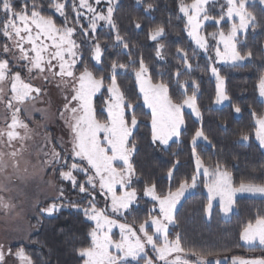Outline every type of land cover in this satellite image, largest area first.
I'll return each mask as SVG.
<instances>
[{
	"label": "snow or ice",
	"instance_id": "snow-or-ice-1",
	"mask_svg": "<svg viewBox=\"0 0 264 264\" xmlns=\"http://www.w3.org/2000/svg\"><path fill=\"white\" fill-rule=\"evenodd\" d=\"M136 3L142 5L143 0ZM102 4L104 7H98ZM257 5L262 17L249 10ZM117 7L118 0H0V106L4 109L0 112V193L15 190L26 195L29 182L36 176L30 169L39 166L41 179L50 169L52 179L44 183L55 189L58 196L50 206L39 211L52 215L64 207L55 202L64 197L62 182H70L82 197L80 201H69V205L87 221L94 222L87 233L88 246L75 249L82 264H157L158 261L163 264H226L228 257H221L218 252L185 248L179 233L170 239L169 225L176 223L177 205L188 190L197 187L201 174L206 177L204 187L208 192L203 211L209 216L217 198L219 210L225 216L232 212L238 193L264 199V183L242 180L237 185L227 166L220 161L214 166H205L197 153V141H208L202 128L196 129L190 141L195 170L190 177L179 179L174 189L170 183L166 192H160L155 181L145 180L143 174L137 172L133 157L138 151L135 134L143 123L140 108L150 110L144 115L150 120L151 143L167 151L174 138V142H180L185 106L202 119L197 104L199 84L195 80L190 84L182 83L180 67L174 75L178 89H183L182 99L174 100L170 95L171 80L154 83L143 57L138 61L132 59L129 42L121 35L114 16ZM217 8L219 11L214 12ZM153 9L151 3L144 6L145 13L150 14ZM179 13L182 16L177 19L185 20L183 30L199 49L207 52L209 40L216 42V60L236 67L254 58L251 49L242 51L238 44L246 47L249 29L255 31L261 25L264 0H192L191 3L180 0ZM85 20L87 26L83 23ZM207 22H212L217 30L204 35L202 30ZM131 23L136 29L142 27L138 20ZM104 25L110 33H115L111 44H102L97 36L98 27ZM167 26H171V17ZM167 35L164 23L156 24L147 33L148 39L156 42L155 55L161 60L165 58L162 51L165 44L160 41ZM108 48L128 50V62L113 60L103 64ZM259 51L260 58L264 59V46ZM176 53L181 66L190 73L193 65L188 52L177 47ZM209 60L212 61L211 56ZM207 70L216 80L215 103L229 101L220 70L212 64ZM122 74H134L138 94L121 89L118 77ZM49 85L60 93L57 118L67 130V139L61 136L55 143L50 133L38 131L46 125L32 128L22 118V113L29 116L32 111H45L37 108V103L51 106ZM188 87H192V95H187ZM101 89L107 96L97 108L94 98ZM258 91L262 98L260 103L264 105V71L259 75ZM233 108L235 113L242 111L239 105ZM252 116L255 137L264 148V113L253 111ZM249 139L248 133L240 134L241 141ZM178 164L177 160L166 172L170 182L175 179L174 169ZM57 174L60 185L55 183ZM137 185L141 187L138 189ZM98 195L104 198L103 206L98 205ZM143 197H150L155 203L136 227V221L126 222L127 216L136 210L135 206ZM15 200V197L0 194V213L5 218L21 214ZM121 218L125 222H120ZM114 228L119 229L118 235L113 232ZM239 240L252 251L257 247L264 249V213L258 212L254 219L247 221ZM149 248L154 255L149 254ZM9 258L13 264H35L24 247L12 252L11 248L5 250L0 244V264H9ZM231 264H264V257L233 255Z\"/></svg>",
	"mask_w": 264,
	"mask_h": 264
},
{
	"label": "trees",
	"instance_id": "trees-1",
	"mask_svg": "<svg viewBox=\"0 0 264 264\" xmlns=\"http://www.w3.org/2000/svg\"><path fill=\"white\" fill-rule=\"evenodd\" d=\"M185 2L191 3L192 0H185ZM148 3L154 5L150 14L144 11V6ZM179 3L180 0H143L142 5H137L136 0H118V7L114 13L121 35L129 42L132 59L138 61L141 56L143 57L154 83L171 80L170 95L174 100L183 98L181 96L183 89H178L175 82L174 73L177 67H180L183 73L180 77L182 83L188 81L190 84L192 80H195L199 84L197 104L202 113V119H196L191 112L184 110L185 126L180 142H171L167 151L151 143L150 120L144 115L149 113V110L146 107L140 108V119L143 123L135 134L138 151L133 157L137 172L143 174V179L155 181L160 192H166L170 183L174 189L179 179L185 176L190 177L195 170L190 141L196 129L202 128L208 141H197V153L205 166H214L216 161H220L227 166L233 183L237 185L242 180L264 183V150L255 140L256 125L252 116L253 111L264 113V105L260 103L258 91L259 75L264 71V59L260 58L259 51L264 46V18L255 31L249 29L246 47L243 43L238 44V48L242 51L251 49L254 58L236 67L232 64L218 67L230 97L228 105L218 108L214 107L216 80L210 70H207L212 61L195 46L191 38L187 36V32L183 30L185 20L177 19L178 16H182V13H179ZM259 8L260 6L257 5L249 10L258 17H262ZM213 11L218 12L219 9ZM169 17H171L170 27L167 26ZM134 19L141 23L140 29H136L131 23ZM57 22L60 23V20ZM83 23L87 26L86 20ZM159 23H164L168 32L166 38L160 41L165 44L162 50L165 57L163 60L155 55L156 42L147 37L149 29ZM216 30L213 23H207L202 31L204 35H207ZM97 36L102 44H111L114 42L115 33H110L106 28H99ZM241 40L243 42L244 38L241 37ZM213 44L214 42L210 39L208 52L212 60ZM177 47L188 52L190 63L193 65L190 73L181 66L177 58ZM126 51L128 50L108 48L104 53L103 64H109L113 60L120 63L128 62L129 56ZM118 83L126 93L138 94L139 92L134 74L127 76L122 74L118 77ZM192 91V87H188L187 95H192ZM101 93L94 100L97 108L107 96L104 89ZM140 104L142 105V98ZM233 105L241 107L242 111L239 115L235 113ZM242 132L250 135L248 143L241 142ZM173 152L178 155L173 156ZM177 160L179 164L174 169L175 179L170 182L166 172ZM198 182L196 192L187 196L176 210V223L169 229L170 239L179 233L185 248L210 250L220 253L221 257L233 255L244 258L264 257V249L257 247L255 251H252L239 240V233L247 221L254 219L258 212L264 213V199L239 197L235 200L236 211L230 219L225 220L221 217L218 205L213 208L211 217L207 218L203 209L208 202V196L204 191L205 180L202 175L198 177ZM137 187L139 189L141 185ZM75 197L79 198L77 194ZM65 204L68 205L53 216H43L39 222H34L36 230L30 237L28 245L14 248L24 247L35 264H82L75 249L88 246L90 237L87 233L94 224L87 221L83 214L73 209L69 203ZM153 204V201L143 197L135 206L136 210L127 216L126 222L131 224L136 221V227H138V223L147 217ZM122 220L125 222L124 219ZM238 244L239 247H237Z\"/></svg>",
	"mask_w": 264,
	"mask_h": 264
},
{
	"label": "rangeland",
	"instance_id": "rangeland-1",
	"mask_svg": "<svg viewBox=\"0 0 264 264\" xmlns=\"http://www.w3.org/2000/svg\"><path fill=\"white\" fill-rule=\"evenodd\" d=\"M98 7H104V5L102 4ZM100 23L103 24V22H100ZM207 23H212V22H207ZM99 28L108 29V27L106 25H104L103 27H98V29ZM202 34H204L203 31H202ZM213 42H214V44H213V46H214V51H213L214 57L212 60V66H215L218 68L221 65L231 64V63H225V62L216 60V57H215L216 42L215 41H213ZM194 44H195V42H194ZM219 47L221 49H223V44H220ZM199 50L201 52H203L206 56H210V53L208 51L205 52L201 49H199ZM244 62H241V63H244ZM48 87L51 89V106L49 107L45 104L37 103V105H36L37 108L45 109V111H43V112L32 111L29 114V116H24V114L22 113V118H24L25 122L29 124V127H32V128H37L38 125H46L47 126L46 128L40 127V128H38V131H40L41 133H43L45 131L50 133L52 138H53V142L55 143V141L58 137L63 136L65 139H67V130L64 127L63 121H61L57 118V108L59 106H61L60 93L57 91V89L54 86L49 85ZM101 91H102V89H101ZM99 94L100 93H98L96 95V97ZM95 98H94V100H95ZM228 104H229V101H224L221 104L214 103V107L219 108V107H223V106L228 105ZM184 110L191 112L194 115V117L196 119H198L196 117V115L192 112V110L189 109L187 106L184 107L183 111ZM3 111H4L3 106H0V112H3ZM237 114L239 115V113H237ZM0 126H2V124H0ZM255 140L259 143V141L256 139V137H255ZM173 141H175V138ZM173 141H170L169 144ZM198 141H204V140L199 139ZM241 142L248 143L249 140L248 141H241ZM16 147H19V144H17ZM262 149L264 150V148H262ZM33 162L35 163V157H33ZM33 171H35L36 176H35V179H33L29 182V186L25 190L26 195L21 193V192L15 191V190L12 192L0 193L6 197H8V196L15 197L16 198L15 202L18 205L17 211L21 212V214L19 216H16L13 214L12 216H10L8 218H5L3 216V213H0V244L4 245L5 250H7L8 248H11L12 252H15L17 250L14 248L15 246L28 245L30 242V237L32 236V234L36 230L34 227V222H39L43 216H53L56 213V212H53L52 215H48L47 213L41 214L39 211L40 208L50 206L54 202L55 197L58 196V193L55 189L49 187L46 183H44V181L52 179L51 170L49 169V170H47V172H44L42 179H41L42 170L39 168V166H37V168L35 170L30 169V172H33ZM202 177L204 180H206V177H204L203 175H202ZM16 183L18 184L19 182L17 181ZM55 183L57 185L61 184V181L59 180L58 174L55 178ZM62 183H63V187H64V197L60 198L59 200H55V202L57 204H62L65 207V205H68L65 203H69V201H77V200L81 199L82 194H79L77 192V190L73 189L71 187L70 182L64 181ZM198 185H199V182L197 183V186ZM196 190H197V187L194 189L188 190L185 193V195L183 197H181L180 203L177 205V209L179 208L182 201L187 196H189L190 194H193L194 192H196ZM204 191L208 196L207 188L204 187ZM75 194H77L79 196V198H76ZM239 197L261 198L258 195L253 196V195L248 194V193H238L234 199L236 200ZM146 198L151 200L150 197H146ZM103 199L104 198L102 196H100V195L97 196V202H98L99 206H103V204H102ZM217 205L219 207L218 198L213 201V208ZM64 207H62V208H64ZM21 209H22V211H21ZM235 211H236V207H235V203H234L232 212H230L227 216H225L224 213H222L220 211L221 217L225 220H228L231 218V216L233 215V213ZM206 217L210 218L211 215L210 216L206 215ZM122 219L123 218H121L120 222H124ZM92 223L94 224V222H92ZM172 225H169V229ZM113 232L117 233V235H118L119 229L114 228ZM244 245L249 247L246 244H244ZM148 251H149L150 255H154V253H152L151 248H149ZM174 255L175 254H173V256ZM171 258L172 257H170V259ZM9 264H13L12 258H9ZM157 264H163V262L158 261ZM226 264H231V257H228Z\"/></svg>",
	"mask_w": 264,
	"mask_h": 264
}]
</instances>
